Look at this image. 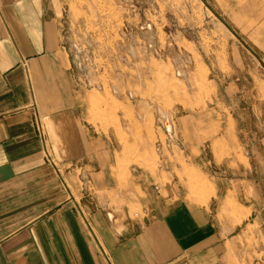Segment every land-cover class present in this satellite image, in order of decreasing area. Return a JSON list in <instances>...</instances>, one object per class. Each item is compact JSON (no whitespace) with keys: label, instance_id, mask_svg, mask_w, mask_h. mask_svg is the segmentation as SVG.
Wrapping results in <instances>:
<instances>
[{"label":"crops","instance_id":"1","mask_svg":"<svg viewBox=\"0 0 264 264\" xmlns=\"http://www.w3.org/2000/svg\"><path fill=\"white\" fill-rule=\"evenodd\" d=\"M209 2L226 32L264 56V0ZM62 7L0 0V264H204L227 235L255 221L264 231L261 182L250 177L261 160L245 146L186 152L195 168L230 169L193 193L179 178L163 179L172 163L157 175L134 163L136 198L121 204L113 170L121 146L88 114ZM136 205L144 215L132 216Z\"/></svg>","mask_w":264,"mask_h":264},{"label":"rangeland","instance_id":"2","mask_svg":"<svg viewBox=\"0 0 264 264\" xmlns=\"http://www.w3.org/2000/svg\"><path fill=\"white\" fill-rule=\"evenodd\" d=\"M61 3L64 44L88 114L102 120L108 135L112 127L123 147L113 166L121 204L136 198L129 185L134 163L150 166L155 175L172 163L163 179L183 180L190 193L195 184L230 176L225 166L208 163L201 170L186 163L187 153L199 145L208 152L227 145L248 148L261 160L250 177L260 180L264 200V56L226 32L209 0ZM159 109L169 114L171 132ZM131 147L137 152H128ZM143 210L132 206L131 214L142 216ZM219 217L230 219V207ZM235 234L203 263L264 264L259 224Z\"/></svg>","mask_w":264,"mask_h":264},{"label":"bare ground","instance_id":"3","mask_svg":"<svg viewBox=\"0 0 264 264\" xmlns=\"http://www.w3.org/2000/svg\"><path fill=\"white\" fill-rule=\"evenodd\" d=\"M134 51V53H135V50H133ZM184 75V73H182L181 72V70L179 71V75L180 76H182V75ZM159 114H160V116L164 119V123H165V127H166V129L169 131V132H171L172 130H173V128H172V124H171V119H170V116L168 115V113H166L164 110H160L159 109Z\"/></svg>","mask_w":264,"mask_h":264}]
</instances>
